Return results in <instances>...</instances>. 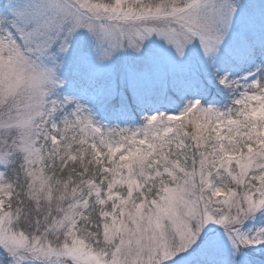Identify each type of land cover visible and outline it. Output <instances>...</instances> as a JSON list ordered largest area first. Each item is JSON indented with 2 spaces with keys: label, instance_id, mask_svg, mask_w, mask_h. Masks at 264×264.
<instances>
[{
  "label": "snow or ice",
  "instance_id": "6c2138e0",
  "mask_svg": "<svg viewBox=\"0 0 264 264\" xmlns=\"http://www.w3.org/2000/svg\"><path fill=\"white\" fill-rule=\"evenodd\" d=\"M0 264H264V0H0Z\"/></svg>",
  "mask_w": 264,
  "mask_h": 264
}]
</instances>
